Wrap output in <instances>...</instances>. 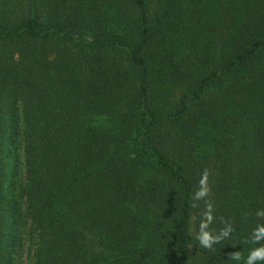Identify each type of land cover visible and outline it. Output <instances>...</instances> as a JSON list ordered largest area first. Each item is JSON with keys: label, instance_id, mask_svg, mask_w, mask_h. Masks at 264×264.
Instances as JSON below:
<instances>
[{"label": "trees", "instance_id": "trees-1", "mask_svg": "<svg viewBox=\"0 0 264 264\" xmlns=\"http://www.w3.org/2000/svg\"><path fill=\"white\" fill-rule=\"evenodd\" d=\"M208 203L194 264H245L264 0H0V264H188Z\"/></svg>", "mask_w": 264, "mask_h": 264}, {"label": "clouds", "instance_id": "clouds-1", "mask_svg": "<svg viewBox=\"0 0 264 264\" xmlns=\"http://www.w3.org/2000/svg\"><path fill=\"white\" fill-rule=\"evenodd\" d=\"M208 173L205 171L200 180H199V188L193 194V201L204 200L209 193V188L207 184ZM193 208L197 207L196 203L192 204ZM256 216L260 218H264V210H258L256 212ZM212 220V205L208 203L206 205V210L204 212V219L201 221L199 228L200 231L197 234V239L199 240V244L204 248H211L214 244L219 243L220 241L229 237V233L233 231V226L231 223H226L225 226L220 230L219 235H213L209 231H207L208 223ZM251 240L253 243H259L261 240H264V224H258L251 233ZM233 259L239 260V253H235L233 255ZM264 261V246H260L257 248H253L246 260L245 264H257V262Z\"/></svg>", "mask_w": 264, "mask_h": 264}, {"label": "rangeland", "instance_id": "rangeland-1", "mask_svg": "<svg viewBox=\"0 0 264 264\" xmlns=\"http://www.w3.org/2000/svg\"><path fill=\"white\" fill-rule=\"evenodd\" d=\"M97 123H101L99 120H97ZM191 240L189 244V263L188 264H194V256L197 252V244H199V241H194V223L191 224ZM198 242V243H197Z\"/></svg>", "mask_w": 264, "mask_h": 264}]
</instances>
